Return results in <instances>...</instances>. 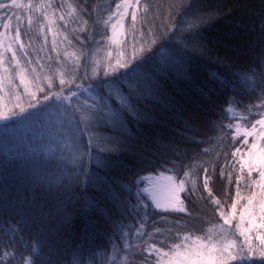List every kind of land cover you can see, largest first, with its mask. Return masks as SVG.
<instances>
[{"label":"trees","instance_id":"1","mask_svg":"<svg viewBox=\"0 0 264 264\" xmlns=\"http://www.w3.org/2000/svg\"><path fill=\"white\" fill-rule=\"evenodd\" d=\"M42 1L37 10L21 18L20 38L33 65H43L45 75L56 76L54 92L62 91L58 87L60 78L73 81L62 94L68 96L71 89L75 97L48 105L60 102L63 111L72 114L84 130L80 137L83 148L75 157L60 158L63 154L56 156L54 152L61 151V146L68 148L67 138L52 135L48 139L49 135L40 133L42 140L37 135L33 137L34 145L40 149L28 153L22 148L15 154L0 151V261L159 264L166 249L179 241L208 240L212 224L197 211L218 213L214 200L221 201L226 194V172L217 166H186L176 151L165 152L160 141L198 148L215 133V122L228 106L236 107L243 121L249 123L250 108L264 104V81L250 88L234 85L235 71L248 66L264 70V0H226L221 12L226 15L224 22L210 25L203 32L202 37L219 42L222 50L215 55L222 61H211L210 70L200 76H204L201 90L191 91L187 88L190 84L181 80V86L171 95L173 107L148 122L140 118L148 100L142 87L137 89L134 96L139 100L132 113L126 115L127 131L123 135L112 126V112L119 110L122 103L115 92L119 85L113 86V98L108 101L112 111H100L101 91L96 84L107 62L111 59L114 63L120 51L129 55L133 47L139 51V38L145 35L148 23L143 19L134 25L131 22L119 39L124 47L116 44L109 55L102 56L88 70L85 56L79 55L72 41L75 24L54 0ZM12 22L15 27L16 20ZM22 55L18 52V56ZM221 80L227 83L223 85ZM108 91L105 85L103 94L107 96ZM121 93L127 95L123 89ZM76 136L79 138L78 133ZM117 140L124 144L118 146ZM48 146L54 152H40ZM117 147L127 150L117 152ZM85 171L106 177L108 184L98 180L99 190L92 184L85 185ZM158 172L185 181L189 190L186 202L195 212L156 209L144 193L137 198V193L143 192L140 179ZM206 177L211 196L203 187ZM137 180L138 185L134 183ZM108 192H115L116 198L105 195ZM100 209H104L103 214ZM37 247L43 248L38 256L31 251Z\"/></svg>","mask_w":264,"mask_h":264},{"label":"rangeland","instance_id":"2","mask_svg":"<svg viewBox=\"0 0 264 264\" xmlns=\"http://www.w3.org/2000/svg\"><path fill=\"white\" fill-rule=\"evenodd\" d=\"M54 1L60 8L67 12L69 21L75 24L76 33L72 41L79 55L85 56L87 61L86 68L92 70L94 64L102 56L109 55L112 48L116 45L110 39L112 36V24L116 22V17L113 14L116 12V4L122 3L123 0ZM225 1L213 0L211 4L208 0H140L137 20H145L148 23V27L145 35L139 38L138 48L143 47L147 50V55L151 57L142 69V74L143 72H155L162 65H166L161 73L163 92L158 95L149 94L147 82L143 81L141 76L142 94L148 100L147 110L143 111L140 116L142 120L152 121L158 116L164 115L171 108L173 104V92L181 86V80L190 84L187 85V88L191 91L194 90L198 93L201 90L200 81L204 76H200L209 71L211 65L207 62L208 60L206 62L203 61L202 56L191 48L193 39L191 41L189 39L188 41H184L181 39V36L184 33L194 32L196 27L199 28V26L207 23L206 20L214 18L218 13H221L220 10L225 6ZM9 2L10 0L6 3ZM19 2L23 5L32 4L33 8L31 11L27 7L11 10L9 15L13 16L14 21L16 16L23 18L27 13L30 14L33 10H37V7L43 1L19 0ZM3 22L0 21V52H3V49L8 46L13 36V33L10 32L6 35L3 34L5 32L2 27ZM131 22V17H126L123 21V28L118 29V31L124 34L126 27ZM165 33L169 35L175 33V35L172 36L171 41L165 43L160 41L161 34ZM122 36H119V39ZM153 40H156L157 43L153 44ZM206 52H208V56L210 57L212 53L207 49ZM137 54H139V51ZM162 54L164 55L162 56ZM126 55L129 54L126 53ZM212 56H215V54ZM5 59H7V56ZM178 70H180L179 73ZM234 74V85L236 87L250 88L252 84L256 86L264 80V70L262 71L257 67L237 70ZM237 75L240 78L246 77L248 79L245 80V83H241ZM221 83L225 85L227 82L221 80ZM169 88L171 90L167 98L166 94L168 95ZM32 90L35 91V88ZM52 90L54 92L56 87ZM21 91H23L22 88ZM0 104H7V107H12V104L7 100L6 89L0 90ZM261 105L250 108L251 121L249 123L243 121L241 113L236 107L232 105L228 106L223 115L215 122V128L213 129L215 133L209 140H206L205 144H202L198 148L179 150L176 147L174 149L186 166H193L196 169L217 166V168L226 172L227 191L221 200V205L222 210H226L229 213L231 209H227V207L229 206L228 204L231 205L232 199L235 198V177L236 172L239 170L240 154H237L234 158L233 153L236 152L237 148H241V152L245 155V159H247V148L242 146L241 138L251 130V124L261 118L260 114L264 113V107H261ZM60 108V102L48 105L41 113L40 118L31 123L20 122L15 118L11 121H1L0 151L15 154L18 150L25 148L30 153L34 149H40L33 143V137L35 135L39 136L40 140H42V135H49L48 139L52 138V135L54 137L55 135L59 137L62 135L67 138L68 148H65L68 151L65 150L64 146H61V151L54 152L48 146L47 148H42L40 152H46L48 154L54 152L56 156L63 154L60 156L63 159L67 156L70 158V155H74L75 157L83 148L80 137H74L70 130L75 127L76 121L72 114L68 113V111H63V108L60 111ZM238 128L239 130H237ZM40 133L42 134L41 136ZM173 144L176 145L175 143ZM250 144L251 138H249V147ZM167 147H172V145L168 143ZM57 153L59 154L57 155ZM44 155L47 156V154ZM229 174H231V180L229 179ZM168 178H171V180ZM178 183L179 181L172 175L161 172L140 179L142 191L144 189L149 190L143 193L150 201H152L151 192L153 189H158L161 197H163L165 186ZM241 183L243 185L244 181ZM248 194L249 190L241 187V196H247ZM182 200L183 204L178 205V208L195 212L186 202L185 194L182 195ZM152 203L155 205L153 201ZM217 212L214 215L208 210L197 211V214L204 216L212 224L211 228L213 231L208 240L201 241L194 238L179 241L172 245V247L166 249L167 252L163 259L166 261L163 263L162 260L159 264H177L178 259L182 260L186 255L195 251L207 252L211 249L215 254V250L221 246V242L227 244L235 241L239 235V230L235 228L237 221L234 219L231 225H226L224 218L220 216L219 211ZM238 215L239 213L237 212V217ZM242 240L243 238L241 237L239 242H242ZM258 243V241H254V244L258 245ZM150 249L151 252H154L151 247Z\"/></svg>","mask_w":264,"mask_h":264},{"label":"snow or ice","instance_id":"3","mask_svg":"<svg viewBox=\"0 0 264 264\" xmlns=\"http://www.w3.org/2000/svg\"><path fill=\"white\" fill-rule=\"evenodd\" d=\"M139 4L140 0H123L122 3L116 4V12L113 14L116 17V22L112 24V36L110 37L114 44L122 46L119 36L123 33L119 32L118 29L123 28V21L128 16L131 17L133 25L135 24ZM25 7L31 11L33 5H23L19 0H10L9 3L0 0V21H4L2 27L5 30L3 34L6 35L9 31L14 32L11 42L3 49V52H0V90L6 89L7 100L12 104L11 108L7 107V104H0V121H11L15 118L20 122H35L50 102L60 101L63 103V101H70L72 97L76 96V93L72 92L71 89H68V96L62 94L65 86L73 83L72 80L60 78L58 87L62 91L60 93L53 92L52 89L57 87L56 76L45 75L43 65H33L20 38L22 31L19 26L21 17H15L16 26L13 27V16L9 15L11 10ZM60 19H63V17L61 16ZM29 23H31V20H29ZM174 35L175 33L171 35L161 34L160 41L167 43L171 41ZM152 43L156 44L157 41L153 40ZM18 52L23 54L22 57L18 56ZM6 56L7 59H5ZM150 59L147 50L143 47L139 49V54H137L135 47H133L131 55H126L124 51H120L114 63L111 59L107 62V66L103 68L102 76L96 84V87L101 91L100 111L104 109L112 111L108 101L113 98V86L119 85L116 87L115 92L120 95L122 103L119 110L112 112V126L121 135L127 131L126 115L132 113L134 104L139 100V97L134 96V93L142 87L141 76L143 81L147 82L149 94L158 95L163 92L161 73L166 65H162L155 72H143L142 74V69ZM94 74H96L95 70ZM105 85L109 89L107 96L103 94ZM77 87L79 88L80 85H77ZM21 88L23 91H21ZM33 88H35V91L32 90ZM121 89L127 93L126 96L121 93ZM125 100H131L133 103H124ZM261 107H264V105H261ZM134 115H138V112ZM260 116V119L251 124V130L241 138L242 146L247 148V159L241 152V148H237L236 152L233 153L234 158L237 154L240 155L239 174L235 177V198L232 199L230 205L231 212L222 210L221 201L214 200L217 211L224 218L226 225H231L234 219L237 221L235 228L239 230V235L231 243L224 244L221 242V246L215 250V254L211 249L207 252L195 251L186 255L182 260L178 259L177 264H264V113H261ZM70 130L74 137L77 133L79 137H83L84 130L79 127V124H76ZM249 138H251L250 147ZM116 144L118 146L122 145L124 141L117 140ZM126 150V148L121 147L116 149L117 152ZM93 159L97 163L100 162L97 157H93ZM104 166H108L107 162H104ZM34 175L38 174L34 173ZM85 177V185L92 184L98 190V180L108 184L106 177L99 176L95 172L85 171ZM168 179L171 180V178ZM229 179L231 180V174H229ZM242 181H244L243 185ZM134 183L138 185L139 181H134ZM203 187L209 191V196H211L209 178H205ZM241 187L249 190L247 196H241ZM148 191V189L143 190V192ZM188 191L185 188V181L180 180L178 184L165 186L163 197H161L158 189H153L151 200L155 203L156 209L183 211V208L177 206L183 204L182 195ZM143 192H138L137 198ZM105 195L113 199L116 198L115 192H108ZM2 208L3 206L0 205V210ZM100 212L103 214L104 209H100ZM237 212L239 213L238 217ZM241 237L243 240L239 242ZM254 241H258V245L254 244ZM11 243L12 241L9 240L8 244ZM42 250V247L31 249L37 256ZM234 252L235 254H233ZM0 264H3V261H0ZM30 264H35V261H30Z\"/></svg>","mask_w":264,"mask_h":264},{"label":"bare ground","instance_id":"4","mask_svg":"<svg viewBox=\"0 0 264 264\" xmlns=\"http://www.w3.org/2000/svg\"><path fill=\"white\" fill-rule=\"evenodd\" d=\"M209 3H213V0H208ZM226 2V1H225ZM222 10H220V12H222ZM226 15L224 13H218L214 18H210L209 20H206V24L202 25V26H199L195 28L194 32L191 31L189 33H184L181 38L183 37V39L185 38H188L190 41L192 40V43H191V48L199 53L200 56H202L201 58L204 59L203 61H207L209 62V64L213 62H217V60H220L222 61L221 58H216L217 56H212L214 55L215 53H219L221 52V48L219 46V42H217V40H212V39H209L208 37H202L203 36V32L205 30L206 27L210 26V25H214L216 23H219V22H224V19ZM216 28H219L218 26ZM207 34V33H206ZM205 34V35H206ZM208 36V35H206ZM185 41V40H184ZM206 49L209 50L212 54L210 55V57L208 56V52H206ZM215 57V58H214ZM210 58V59H209ZM213 58V59H212ZM250 66L248 67H245L244 70L248 69ZM251 67H257L258 69H262L261 67L259 66H251ZM177 71V70H176ZM180 72V70H178V73ZM237 77L239 78V81L241 83H245V80L248 79L246 77L244 78H240L238 75ZM261 80V79H260ZM264 81V80H263ZM167 90V89H166ZM170 88H169V92H168V95L166 94L167 98L169 97V94H170ZM172 95V93H171ZM174 103L172 104L171 108L173 107ZM170 108V109H171ZM167 111L164 113L166 114ZM160 145L162 147V149L165 151V152H169V151H175L174 149L176 147H178V149H186L185 146L183 145H180V146H177V145H174L172 142L170 141H160ZM169 143V145H172V147H167V144Z\"/></svg>","mask_w":264,"mask_h":264}]
</instances>
